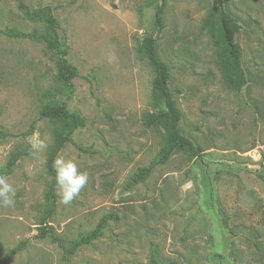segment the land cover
<instances>
[{
	"label": "rangeland",
	"instance_id": "rangeland-1",
	"mask_svg": "<svg viewBox=\"0 0 264 264\" xmlns=\"http://www.w3.org/2000/svg\"><path fill=\"white\" fill-rule=\"evenodd\" d=\"M22 2L53 6L77 66L65 106L84 126L57 155L73 159L89 179L67 206L55 186L47 215L46 161L57 126L38 112L64 100L65 88L40 43L9 35L44 32L43 23L30 20L19 0H0V171L21 153L3 175L16 202L0 206V264H264V183L256 175L264 174V0H223L239 24L246 83L238 91L217 56L218 6L166 0L156 51L169 69L178 128L202 152L190 158L177 151L162 163L155 161L164 132L142 120L160 108L152 69L139 52L152 31L154 0ZM34 135L47 145L35 154L27 139ZM150 164L144 180L131 185ZM109 216L101 236L68 251ZM43 220L61 246L40 238Z\"/></svg>",
	"mask_w": 264,
	"mask_h": 264
},
{
	"label": "trees",
	"instance_id": "trees-1",
	"mask_svg": "<svg viewBox=\"0 0 264 264\" xmlns=\"http://www.w3.org/2000/svg\"><path fill=\"white\" fill-rule=\"evenodd\" d=\"M218 6V11L214 22V42L217 48V56L223 60L229 72V87L238 91L246 83V78L241 66V52L235 40L236 33L239 30V24L234 17L226 11L223 0H213ZM19 8L32 21L42 22L45 31L24 34L22 32H9L14 37H30L42 45V49L49 60L52 62L56 71L57 80L64 89V100L57 102H47L43 104L38 112L39 118H45L56 124L54 144L51 153L46 161V168L52 176L50 183L45 192L47 203L46 213L49 215L55 207V172L52 167L54 157L63 148L66 142L70 140L71 134L79 127L84 126V119L78 112L68 111L65 103L73 92L72 79L77 75V66L69 58V49L67 47L66 37L61 33V25L54 14L53 6L46 4L38 8L31 9L26 6L22 0H19ZM166 6V0H154L152 12V31L142 36L139 42V52L144 56L147 63L152 69L150 87L152 93L160 100V108L153 113L143 115V123L147 126H159L164 132V147L158 154L155 163L166 161L172 154L177 151L186 153L190 158H198L202 149L195 145L188 137L184 136L179 128V112L175 104L174 95L168 88L170 73L164 61H162L156 51V40L163 27V11ZM21 153L12 155L11 159L5 165L0 176L8 173L11 166ZM152 164L142 167L130 181V184H136L150 173ZM258 178L264 183V174L257 173ZM107 218L102 217L94 228L78 236L72 242L69 252H73L80 246L90 244L102 234L106 225ZM41 228L42 237H49L52 241L61 246V241L54 235L50 225L43 220ZM16 248L9 251L8 256L13 254ZM153 264H157L153 261Z\"/></svg>",
	"mask_w": 264,
	"mask_h": 264
},
{
	"label": "clouds",
	"instance_id": "clouds-1",
	"mask_svg": "<svg viewBox=\"0 0 264 264\" xmlns=\"http://www.w3.org/2000/svg\"><path fill=\"white\" fill-rule=\"evenodd\" d=\"M27 139L34 150L33 154L47 147L46 143L38 136L34 135ZM52 167L55 172L54 179L60 202L66 206L70 205L86 186L89 179L88 173L80 171L73 159L59 154L53 160ZM15 197L16 189L4 176H0V206L14 207Z\"/></svg>",
	"mask_w": 264,
	"mask_h": 264
}]
</instances>
